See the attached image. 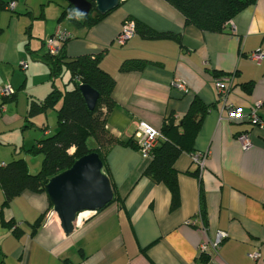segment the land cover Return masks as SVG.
<instances>
[{"label": "crops", "instance_id": "1", "mask_svg": "<svg viewBox=\"0 0 264 264\" xmlns=\"http://www.w3.org/2000/svg\"><path fill=\"white\" fill-rule=\"evenodd\" d=\"M10 1L15 2L13 10L6 9ZM66 4L65 0H0V89L7 84L15 92L13 103H2L0 97V116L6 124L16 118L22 128L29 99L42 100L50 92L43 41L57 27L69 35L64 56L105 51L99 66L115 80L116 103L106 127L120 143L103 152V165L117 200L65 236L56 220L44 225L50 208L46 193L26 190L1 207L0 187V264H264V128L221 119L214 86L216 77L233 76L227 101L243 113L262 101L259 116L264 121V57L259 63L248 59L252 51L264 50V0L235 15V30L227 26L223 32L186 24L165 0H123L104 21L85 29L79 49L71 47L75 27L69 30L58 23ZM125 19L174 38L149 39L137 32L124 46L113 47ZM131 60L145 61V66L120 70ZM174 80H182L189 92L172 88ZM19 95L25 98L20 101ZM193 97L209 108L192 152H182L174 163L180 204L170 210V192L144 175L150 160L129 141L139 123L159 132L168 118L178 123ZM47 119L34 118L37 131L30 137L32 145ZM244 132L250 136L248 150L237 140ZM22 134L23 148L1 145L0 162L21 157L30 171H36L42 156L28 157L23 151L27 133ZM88 140L95 148L93 139ZM206 151L198 180L190 174L197 170L191 156ZM198 214L204 232L186 223ZM217 231L227 235L218 250L200 254L198 245L213 241ZM254 252L260 253L259 259L249 257Z\"/></svg>", "mask_w": 264, "mask_h": 264}, {"label": "trees", "instance_id": "2", "mask_svg": "<svg viewBox=\"0 0 264 264\" xmlns=\"http://www.w3.org/2000/svg\"><path fill=\"white\" fill-rule=\"evenodd\" d=\"M165 1L183 15L186 24L193 25L205 32H223L228 26L227 23L235 15L256 2V0ZM75 13L72 6L67 3L59 21L63 17L70 16L74 23L90 28L108 14L99 15L92 9L86 17H82V20L78 21L74 19ZM129 20L135 23V34L138 32L149 39L174 38L173 34L155 32L139 21ZM67 40L68 38L65 43ZM63 47L56 56L49 55L46 50L42 54V59L48 67V79L52 81V87L42 100L29 99L24 116V126H22V128L32 127L35 117L45 115L48 109H52L56 114L57 130L49 132L47 122L42 121L38 127L40 137L30 148L23 149L26 154L42 156L38 170L30 171L26 161L21 157L13 158L0 165V187L4 197L1 207L8 205L13 198L26 190L46 193L45 184L48 179L68 169L76 159L96 152L103 162V152L110 146L120 143L106 127V117L116 103L112 97L115 80L99 66L103 52L68 58L64 56ZM143 66H145V61L142 60L125 61L120 65V70L141 69ZM65 72L69 74L70 81L74 84L71 89H67L65 84L61 88L54 86L53 82L62 77ZM82 84L90 86L99 94L93 110L87 107L79 90V86ZM2 100V103L15 102V92ZM208 108L198 98L193 97L187 112L178 123L167 119V123L164 124L160 132L162 139L151 151L150 163L146 167L144 175L152 182L162 184L168 189L170 210L177 209L180 204L174 163L182 152H192L196 135ZM89 138L93 139L96 144L95 148L87 146ZM129 143L135 145L132 140ZM72 149L73 151L70 152ZM190 174L200 180L198 170ZM115 200H117V196L114 195L111 202ZM49 204L52 208L50 201ZM201 212H203L202 207ZM10 224L8 223L6 226H10Z\"/></svg>", "mask_w": 264, "mask_h": 264}, {"label": "built area", "instance_id": "3", "mask_svg": "<svg viewBox=\"0 0 264 264\" xmlns=\"http://www.w3.org/2000/svg\"><path fill=\"white\" fill-rule=\"evenodd\" d=\"M14 5L15 2L10 1L7 3L6 9L13 10ZM227 25L230 26L232 30H235V26L232 20H230L227 23ZM134 35H135V23L132 20L125 19L121 25L118 34L115 37V41L119 46H124ZM68 37L69 35L67 32L57 27L55 33L50 35L48 38L44 40V49L48 52L49 55L56 56L62 50L65 40ZM263 57H264V50L252 51L251 53L248 54V59L256 63H259ZM232 85H233V76L216 77L214 79V86L217 92V100L219 103H221L220 118L227 120L229 122L247 121L253 126L264 128V121L259 116V109L262 108L263 102L262 101L256 102L253 106L250 107L247 113H243V109L241 107L234 106L233 104L227 101V96L230 92ZM172 88L177 89L178 91L183 93L189 92L188 88L186 87V84L182 80H174L172 82ZM13 93L14 90L10 85L7 84L1 87L0 89L1 98L8 97ZM160 139H162V134L145 123L138 124L137 131L133 137L134 144L139 150L141 156L148 160L151 159V151L157 145ZM237 140L240 143L241 148L243 150H248L252 146L250 141V136L248 133L244 132L239 134L237 136ZM207 156H208V151L194 153L191 156V160L196 165L197 170L199 172V177L205 166V161L207 159ZM3 164L4 162H0V165ZM52 215H53L52 208L48 209L45 212L44 225H46L47 222L52 219ZM91 216L92 215L85 216L79 213L77 215L76 220L73 222V231L80 228L81 225L86 221V219H88ZM186 223L194 226L199 231L202 232L205 231V227L203 225L200 214H198V216L194 220H188ZM226 236L227 235L225 232L217 231L213 241L207 239L198 245V252L200 254H207V255L212 254V252L215 253L218 250L220 243L224 238H226ZM249 257L251 259L257 260L260 258V253L259 252L251 253Z\"/></svg>", "mask_w": 264, "mask_h": 264}, {"label": "water", "instance_id": "4", "mask_svg": "<svg viewBox=\"0 0 264 264\" xmlns=\"http://www.w3.org/2000/svg\"><path fill=\"white\" fill-rule=\"evenodd\" d=\"M76 13L86 17L94 9L99 15L116 9L122 0H65ZM79 90L90 110H93L99 94L88 85ZM46 195L52 205V219L56 220L65 236L73 233V222L84 211L97 212L113 200V190L104 171L103 162L96 152L74 161L66 170L48 179Z\"/></svg>", "mask_w": 264, "mask_h": 264}, {"label": "rangeland", "instance_id": "5", "mask_svg": "<svg viewBox=\"0 0 264 264\" xmlns=\"http://www.w3.org/2000/svg\"><path fill=\"white\" fill-rule=\"evenodd\" d=\"M74 17L77 20H79V21L82 20L81 19V16H77V13L75 14ZM106 18H103L102 20H100L94 26L100 24ZM54 20L56 21V19H54ZM58 23H59V26L64 27L65 29H69V30L72 27H75L74 28V31H75V33L77 35L74 32H72L74 34L73 39L74 38L75 39L71 41V47H74L75 49H79L81 47V45H82V40H83L82 38H86V35H84V31L88 27H84V26H81V25H77V24L73 23V21H71L69 18H66V17H63ZM115 43H116V41H115ZM116 45H118V44L116 43V44H113L112 46L113 47H116ZM104 53H105V51L102 53V56L101 57H105L104 56ZM107 54H109V53H107ZM63 84L66 85V88L67 89H71L73 87V85H74L73 82L70 81V77H69V74L67 72H65L62 77H59V78H57L55 80V86L61 88L63 86ZM24 98H25V95H19V100L20 101H22ZM41 116L44 117V115H41ZM45 117L48 118L47 119V123L49 124V127L52 128L53 131L57 130L55 111L52 110V109H48L46 111V113H45ZM4 120L5 119L0 116V122L2 121L0 123V152L2 151L1 150V147H3L1 145H4V144H17L18 147H21L22 140H23V134H22V132H26L27 133V141H26L27 147H25V149L30 148L32 146V144H31L32 143V139H30V137H31V135L34 132L37 131V129H36L37 126H32V127L30 126L29 128L26 129V128H21V126L17 125L16 118L12 122H10L8 124H6L4 122ZM21 129H22V131H21ZM35 135L37 136V133ZM87 146L89 148H93V144H92V142H90V140L87 141ZM21 148H23V147H21ZM72 151H73V149L70 150V152H72ZM28 157L30 159H34L37 156H32V155L28 154Z\"/></svg>", "mask_w": 264, "mask_h": 264}, {"label": "bare ground", "instance_id": "6", "mask_svg": "<svg viewBox=\"0 0 264 264\" xmlns=\"http://www.w3.org/2000/svg\"><path fill=\"white\" fill-rule=\"evenodd\" d=\"M94 213L91 211H84L83 213H81V215H85V216H89V215H93Z\"/></svg>", "mask_w": 264, "mask_h": 264}, {"label": "clouds", "instance_id": "7", "mask_svg": "<svg viewBox=\"0 0 264 264\" xmlns=\"http://www.w3.org/2000/svg\"><path fill=\"white\" fill-rule=\"evenodd\" d=\"M83 15L82 13H77V16Z\"/></svg>", "mask_w": 264, "mask_h": 264}]
</instances>
